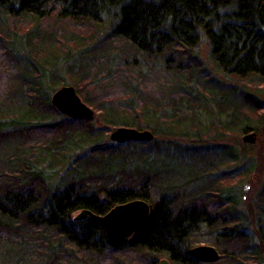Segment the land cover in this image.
I'll use <instances>...</instances> for the list:
<instances>
[{"label": "trees", "instance_id": "16d2710c", "mask_svg": "<svg viewBox=\"0 0 264 264\" xmlns=\"http://www.w3.org/2000/svg\"><path fill=\"white\" fill-rule=\"evenodd\" d=\"M263 5L264 0H0V67L8 71L0 75V264H156L161 257L172 264H264V103L233 84L225 90L224 78L215 84L208 74L200 79L204 69L191 55L203 34L220 73L264 85ZM18 21L52 34L48 46L44 36L31 39L30 54L40 60L32 65L15 49L22 37L10 23ZM53 21L69 31L61 45L58 30L45 28ZM76 30L97 36L79 37ZM36 39L49 52L56 46L67 50L63 78L56 65L39 70L42 51L31 47ZM73 46L93 51L75 61ZM25 64L33 67L28 76ZM151 73L155 80H147ZM68 79L97 110L93 118L72 119L52 105V91ZM170 106L172 113L165 111ZM57 115L62 119L55 121ZM97 121L103 126L96 127ZM121 126L154 133L152 141L126 142L147 149L141 164H114L125 143L100 145L105 133ZM212 128L214 138L206 141L215 142L211 146L181 143L190 137L202 141ZM249 131L258 133L261 146L251 155L254 145L240 140ZM92 134L95 146L77 155L76 165L67 166L70 176L55 184L51 169L65 164L67 153ZM183 157L193 171L202 165L197 176L165 185L163 171ZM47 161L49 169L37 165ZM248 175L246 198L242 184ZM201 178L203 185L192 187ZM136 199L150 204L149 220L119 247L108 244L101 222L75 219L82 210L105 215ZM195 243L216 247L220 259L195 260L189 252Z\"/></svg>", "mask_w": 264, "mask_h": 264}, {"label": "rangeland", "instance_id": "374dc122", "mask_svg": "<svg viewBox=\"0 0 264 264\" xmlns=\"http://www.w3.org/2000/svg\"><path fill=\"white\" fill-rule=\"evenodd\" d=\"M10 26H11V28L13 30H17L18 32H20L19 35H20V37H22V38H18L16 40L15 49L17 51H19L18 52L19 55L25 56V58L28 61L27 63H29L31 65L35 61L36 62L37 61L39 62L40 61L39 59H36L35 57H33V55L30 54L31 49L29 47V43L31 42V39L32 38H35L36 36H37L38 39L41 36H44L45 40L47 41L46 46H48L49 41L52 38V34L50 33V35L47 36V34L45 32H43L44 30L39 29V28H34L31 24L28 25V23L26 24V23H22V22H19V21H18V26H14V23L13 24L10 23ZM50 26H51V28H50L49 31H51L55 27L58 30V32H59V34L57 35V43H56L57 45H61V40L68 41V40H66L67 39L66 33L69 32V31L68 30L65 31V29L61 30L60 25H59V22H57V21L54 22L53 21V22H51L49 24L46 23L45 28H49ZM76 32L78 33L77 35L79 37H80V35H82L84 37H89V38H92L93 36H97L96 35V32L95 33H92L91 30L90 31H86V32H83L81 30H76ZM102 34H103V32H102ZM71 38H75V37H71ZM38 39H36L35 44L32 45L31 47L33 48V52H34V50H37V49H40L42 51L41 63H43V64L41 66H39V70H41L43 72V68L44 67L47 69L49 65H56L59 68V71H58L59 74L62 75V78H63L64 77V70L66 69L65 68V62H66L65 61V55H67V53H66L67 50L65 48L64 49H60V48H58L56 46L55 47L56 50H54V52H51V51L49 52V51H47V48L45 50V47L42 46L39 43ZM75 40H77V39H75ZM75 40L74 39L70 40V41H73L71 44H74L75 43ZM85 41H87L88 43L91 42L90 39L89 40H85ZM88 45H91V44H88ZM72 48H73V50L71 51L72 52L71 59L72 60H75V61L81 60V58L82 57H85L86 55L91 56V53L93 51V49L91 47L89 48V46H85L83 49H80V48L77 49V48H75V46H73ZM33 52H32V54H34ZM191 55L194 57V60L200 62L201 68L204 69L203 74H201V75H199V73L197 74V76H199L200 79L203 78V77H205V75L208 74L209 76H212L213 77V80H211V82L213 84H215L216 82H218L217 80H222L224 78V79H226L225 82H224L225 83V86L223 87L225 90H226L225 87H227L226 84H230V85L233 84V85H235V86L238 87V91L248 92V93L252 94L253 96H257L264 103V85L257 84L256 82L251 81L249 79H237V78H232V77H226V76H224L222 73H220L218 71V69H217L214 61L211 58V47H210V44L208 42V39L206 38L205 35L201 34V39H200V42H199L198 46H196L195 48L191 49ZM20 59H22V58H20ZM38 65H39V63H38ZM30 69L33 70V67L25 64V70H26V75L27 76L30 74ZM17 74H18V71L15 72V73H13V75H15L16 78H17ZM0 75H5L4 77H6V75H8L7 69H3L1 71V67H0ZM156 77H157V75L155 73H151L147 77V80H155ZM164 79H165V77H164ZM71 80L72 79H68L69 83L64 84V85L73 86L71 84V82H72ZM210 83H208L207 85H210ZM189 84L193 85V83H189ZM64 85L57 86V88H55L52 91L51 95L58 88H60V87H62ZM198 86L200 87V89L202 91H204L205 94H207V93L209 94V90L203 89L200 85H198ZM209 87H211V86H209ZM46 88L48 89V87H46ZM233 97L234 96L230 97V99L233 100ZM169 98L171 100H173V101L174 100L175 101L177 100L175 97H169ZM198 98H199L200 101L201 100H205V99H203L201 97H198ZM208 98H210V97H208ZM88 105H90V104H88ZM91 107L95 110V115H96L97 114V110L93 106H91ZM165 111L168 112V113H172L173 107L172 106L165 107ZM260 114H264V110H263V113H260ZM212 116L215 117L216 114H214ZM11 117H13V116H6L5 118L6 119H10ZM262 117L263 116H261V118H260L261 119V122L263 121V118ZM55 118H56L55 121H58V120H61L62 119V116L57 115V116H55ZM202 123L203 124L205 123V118H203V117H202ZM101 126H103V124H101L99 121H97L96 122V127H101ZM206 126H208V124ZM117 128L118 127L112 128L110 131H108L107 133H105V136L100 141V145H107V144L112 143L113 141L110 139V135ZM144 130H149V129H144ZM212 130H213V128L211 130L209 129L207 131V133L202 137V139H201L202 141L197 140L196 137H190L189 141H187V142H183L182 141L181 143H188V144H193V145H197V146L204 145L205 147L211 146L215 142L212 141L213 142L212 143L211 141L210 142H206V141L207 140H210L211 138H214L213 132H211ZM214 130H215V128H214ZM95 137H96V135L95 134H92L91 135V139L90 140L88 139V142H85L86 144H84L82 147H80V146L79 147H76V149L73 152H68L67 153V156H66V158L64 160L65 161V164L58 163L57 162V164L55 165V167L51 169V171H52V179H53L52 181L55 182V184H59L61 182L60 180H62V179H64V178L67 177L68 173H66V170L68 169V167H69L70 164H72L73 166L76 165L75 164V159H76V156L77 155H79V154H81V155L88 154L89 150L92 147L95 146V144H93V139H95ZM258 139H259V136H258V133H257L256 143L255 144H250V145H254V148L252 149V151H249L248 152V155H251V154H253L256 151H260L259 148L261 146H258L257 145ZM240 140L243 142L242 136H240ZM246 144H249V143H246ZM123 145H124L123 148L120 149L117 152V154L115 155V159L116 160H115L114 164H121L123 162H125V165H129L130 164V166L136 165V164H139V163L141 164V161H143V159H145V155H143L142 152L143 151H147V149L146 148H142V149L138 148L137 149L135 147L125 146V145H127V143H125ZM3 152H4V149L0 146V158L3 155ZM34 154L35 153L30 152V155H32V156H35L36 155V154L35 155ZM150 157L153 158V160H157L158 161V156H155V155L151 154ZM178 157L179 156H177L176 158H178ZM32 159L34 160L35 157H32ZM186 159H187V157H183L181 159L174 160V162L171 164L170 168L168 170H164L163 171L161 178H162V181H163V183L165 185H174V184H177V183L181 184V183L185 182L188 178H191L192 179V178H194V177L197 176V173L199 172V167H202V165L198 166L195 169V171H193L190 168L186 167V161H185ZM110 160L111 159H109V161ZM48 164H49V162L47 161V162H45V164L42 163V164H37V165H41L39 168L49 169L48 168ZM74 168H76V167H72L71 170H74ZM201 173H203V172L201 171ZM251 177H252L251 175H248L245 178V181L243 182L242 186H245L246 184H250V183H248V180L251 179ZM65 180H67V179H65ZM203 182H204V179L201 178V180L195 181L192 184V187H195V188L196 187H200L201 185H203ZM232 182L233 181H231L230 184H232ZM249 194H251V190H249L246 193V198H248ZM200 245H210V244H208V243H195L193 247L200 246ZM210 246H212V245H210ZM164 258H166V257H161L160 259H156V264H158L159 261L162 260V259H164Z\"/></svg>", "mask_w": 264, "mask_h": 264}, {"label": "water", "instance_id": "95a60500", "mask_svg": "<svg viewBox=\"0 0 264 264\" xmlns=\"http://www.w3.org/2000/svg\"><path fill=\"white\" fill-rule=\"evenodd\" d=\"M264 13V5L262 7ZM52 105L62 115L72 119H91L95 115V110L88 105L78 94L76 88L64 85L58 88L51 96ZM155 135L150 130H139L134 127H118L114 130L110 139L113 142L123 144L126 142L152 141ZM245 143L255 144L257 132L249 131L242 135ZM251 188L250 184L244 186L247 193ZM151 212L150 204L142 199H136L124 204H119L112 208L105 215H97L89 210H82L75 219L82 220L87 217L101 222L105 229L108 244L119 247L127 243L130 238L148 222ZM190 255L197 261L213 263L220 259V252L210 245H200L190 248ZM158 264H172L168 258L159 261Z\"/></svg>", "mask_w": 264, "mask_h": 264}]
</instances>
